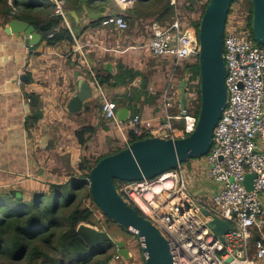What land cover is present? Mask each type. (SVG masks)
I'll use <instances>...</instances> for the list:
<instances>
[{"label": "built area", "instance_id": "2783aa9c", "mask_svg": "<svg viewBox=\"0 0 264 264\" xmlns=\"http://www.w3.org/2000/svg\"><path fill=\"white\" fill-rule=\"evenodd\" d=\"M50 1L55 5V14L70 29L64 1ZM116 2L122 9L132 5V0ZM8 3L13 7V0ZM101 20L103 28L114 27L120 32L130 28L122 14L106 15ZM198 30L194 26H183L178 18L170 27L155 23L152 37L145 45L153 56L171 60L174 72L186 71L188 101L185 106L179 104V81L173 74L163 90L160 116L149 119L136 114L131 120L128 117L121 122L117 120V104L105 98L95 82L103 98L102 115L116 124L125 139L128 140L130 135L160 137L164 131H167V139H177L192 131L195 124L191 112L195 101L192 94L194 96V89L199 84V78L193 80L192 68L199 66L201 52ZM58 31L56 28L54 33ZM223 46L229 98L214 130L210 153L197 158L199 161L192 167L183 164L151 180L119 182L116 186L124 202L166 236L175 264H255L264 261V150H260L258 141L264 138V47L251 38L242 5L230 8ZM76 50L83 54L78 41ZM89 74L95 75L90 70ZM23 84L19 80L18 85ZM162 118L164 122L162 120L156 128ZM190 119L193 120L191 129ZM182 121L184 131L174 128L173 122ZM150 129H154L151 135ZM247 175L254 176L251 191L245 185ZM203 182L213 183L215 192L194 194ZM203 210L232 227L224 236L225 241L211 231L208 226L211 218L204 217ZM255 233L258 234L256 239Z\"/></svg>", "mask_w": 264, "mask_h": 264}, {"label": "crops", "instance_id": "0c3cea01", "mask_svg": "<svg viewBox=\"0 0 264 264\" xmlns=\"http://www.w3.org/2000/svg\"><path fill=\"white\" fill-rule=\"evenodd\" d=\"M114 1L113 4L119 14H126L133 7L122 9L116 0ZM204 2L205 0H191L190 6L194 7V11L186 12V16L192 20L197 19L198 13L205 5ZM170 4L178 10L173 23L178 18L185 26L181 15H184L183 8L186 0H171ZM164 6L160 4L156 6L157 13L148 20L149 24L153 22L151 24L168 26V21L165 19L161 21L156 17ZM105 10L103 16L113 12L109 7ZM92 15L94 14L90 15L89 12L84 11L80 15L76 13V16L70 17L69 27L75 39L74 45L64 41L50 46L47 41H43L42 36L40 43L32 46L25 34L7 35L5 33V28L10 21L0 26V175L12 176L8 180L0 178V191L3 189L5 191L22 190L25 193L40 192L49 190L52 184H67L72 178H77L78 172L75 169L74 160L70 157L74 147L63 138L69 137V127H79L75 119L68 116L70 114L66 106L80 92L84 83L92 88L94 96L85 102L82 112H85L86 108L89 110L96 103L102 107L103 98L101 96V102H99L100 94H96L97 83L104 97L117 104V112L124 108L129 110V120L136 114L149 119L158 114L163 90L173 74L179 81L181 99V86L187 79L186 71L174 72L171 60L155 57L147 51L145 45L152 37L151 24L149 26L146 24L143 27L144 33L140 35L136 28L120 32L114 27L88 29L81 34L82 30L90 24L89 20H93ZM78 33L80 37H76ZM143 36H147L146 39ZM134 39L142 40L143 45L132 46L131 41L136 42ZM76 41L81 45L84 57L76 50ZM121 68L138 71L140 76L128 85H116V82H119L116 77ZM89 70L92 74L96 72L104 76H112L111 86L102 87L96 74L92 77ZM19 80L24 82L22 86L18 85ZM185 91L187 94L186 86ZM144 93L146 95H143ZM122 98L129 100L127 107L119 105L118 102ZM27 99L31 102L28 103ZM179 104L183 106L180 100ZM37 113H43L41 120L33 117ZM71 116L74 117V115ZM102 118H104L103 115ZM76 128H74L75 131ZM118 132L123 138L121 145L123 150L130 140L125 139L122 133ZM46 135L49 136L46 141L47 147L33 149V141L40 138L42 141ZM258 141L260 150H264V138H259ZM118 144L113 148L114 151L118 150V146L120 147ZM32 154L39 161V168L42 170L39 173L30 171ZM55 161L56 165L51 166ZM198 161L199 159L192 160L187 163V166L192 167ZM22 168H25L27 173H19ZM65 169L71 172V177L62 173ZM75 171L76 174H74ZM59 174L67 176L62 177L64 181H61ZM215 190L216 186L213 183L203 182L196 187L194 194L211 195ZM254 236L255 239L258 238L257 233ZM255 264H264V261H256Z\"/></svg>", "mask_w": 264, "mask_h": 264}, {"label": "trees", "instance_id": "16d2710c", "mask_svg": "<svg viewBox=\"0 0 264 264\" xmlns=\"http://www.w3.org/2000/svg\"><path fill=\"white\" fill-rule=\"evenodd\" d=\"M63 1L65 10L75 11L78 15L84 11L89 12L90 15L97 14L101 8L108 7L113 11L110 13L111 16L121 15L117 13V8L113 4L114 0ZM205 1L206 4L198 18L192 20L186 16V12H193L194 7L190 6L191 0H186V5L183 8L185 9L184 15H181L185 26L199 28L202 14L210 0ZM8 2L9 0H0V16L4 18L6 24L11 18L27 22L36 29L49 24L50 30L43 32V41H47L50 46L64 41L74 45L70 29L64 24L62 18L55 14V5L50 0H13L14 5L18 8V13L15 15H12V7ZM170 3L171 0H136L133 7L122 15L129 25L137 23L141 26L144 21L154 17L157 13L155 9L157 5H165L159 10V16L156 17L168 21L167 27H170L178 11ZM243 8L251 30V38L259 45L252 31L253 5L251 1L248 0V5H244ZM89 21L90 24L82 30L81 34L88 29L102 27L101 19ZM56 28H59V31L54 33ZM52 33L54 36L49 38ZM76 37H80V33L76 34ZM192 72L193 80L198 79L200 76L199 66L192 68ZM95 74L102 87L111 86L112 76H104L96 72ZM139 76L138 71L121 68L116 77L119 80L116 85H128ZM194 92H196L197 99L191 106V112L193 116L197 117L201 108L199 84L195 87ZM128 102L127 98H122L118 103L122 107H127ZM96 134L97 128L94 126H82L75 132V137L83 152L78 163V176L72 178L69 183L52 185L48 195L44 192L25 193L22 190L0 191V264H117L118 261L115 259L117 246L114 243H107L98 249H92L77 233V228L82 223L100 226V223L96 222L94 210L86 205L87 201H90L100 211L92 199L89 186L91 170L105 158L103 156L96 157L91 149ZM145 138L147 137L143 135H130L129 140L130 143H134ZM119 151L121 150H117L115 153ZM34 159L35 155L32 154L30 171L39 173L42 171L39 168V161L36 158L35 164H33ZM19 173L25 174L27 170L22 168ZM0 178L8 180L12 176L10 174L0 175ZM119 182L115 181L117 187ZM15 193L16 196H14ZM101 214L107 224H116L102 212ZM122 231L127 233L123 229ZM113 247H115L114 251H112ZM50 251L52 255L49 253Z\"/></svg>", "mask_w": 264, "mask_h": 264}, {"label": "water", "instance_id": "95a60500", "mask_svg": "<svg viewBox=\"0 0 264 264\" xmlns=\"http://www.w3.org/2000/svg\"><path fill=\"white\" fill-rule=\"evenodd\" d=\"M194 1V0H193ZM236 0H210L199 23V86L201 108L194 117L192 131L182 138L167 139V131L160 137H147L131 143L123 150L100 160L91 170L89 186L94 203L100 211L115 222L120 228L136 236L139 240L146 264H175L168 239L161 230L129 206L118 194L115 181L135 182L151 180L180 165L207 156L212 148L214 130L222 118L228 103L226 86L227 67L224 60V34L231 6ZM253 5L252 31L257 43L264 47V0H249ZM105 8L92 15L93 20L102 19ZM68 17L76 16L75 11L66 10ZM50 30L46 24L36 29L27 22L10 20L5 28L7 35L25 34L32 46L40 43L44 31ZM186 81L181 86L180 103L186 105L188 96L185 91ZM92 88L83 84V88L66 106L70 115H78L84 110V104L94 96ZM129 110L117 112L119 121L128 119ZM41 120L43 113L33 116ZM49 136L42 138L41 148H46ZM254 176L247 175V190L253 189ZM16 196V193L14 194ZM203 216L211 218L208 226L222 241L232 230L228 222L203 210ZM78 235L92 249H98L107 243L117 246L118 255L129 261L131 254L124 241L115 240L108 232L98 230L87 223L77 228Z\"/></svg>", "mask_w": 264, "mask_h": 264}, {"label": "rangeland", "instance_id": "374dc122", "mask_svg": "<svg viewBox=\"0 0 264 264\" xmlns=\"http://www.w3.org/2000/svg\"><path fill=\"white\" fill-rule=\"evenodd\" d=\"M136 0H132V5L133 6L134 2ZM205 3V2H204ZM234 5H248V0H236ZM204 6V5H203ZM202 11V10H201ZM200 11V12H201ZM16 13H18V8H16V6L14 5L13 2V7H12V15H15ZM199 14V13H198ZM13 19V18H12ZM148 20L143 22V25H139V24H132L129 25L130 29H134L136 28L138 34L140 35V33H144V29L143 27L146 26V24H148V26L152 23ZM6 24V21L4 20V18L2 16H0V26H4ZM153 25V24H151ZM141 37V36H139ZM144 39H146L147 36H143ZM136 42H132L131 41V45L132 46H136V47H141L142 44V40L138 41L137 39H134ZM138 41V43H137ZM139 52H142V50L138 49ZM193 87V86H192ZM197 87V86H196ZM193 92V91H192ZM96 94L99 95L98 91H96ZM192 98H195V101L197 99V95L196 92L194 93V96L192 94ZM98 99H101V96L99 95ZM28 100V99H27ZM194 101V102H195ZM101 102V100L99 101ZM134 112V110H133ZM132 112V113H133ZM160 112L158 114H155V116L153 115V119L157 118L158 116H160ZM69 117H71L72 119H75V122L79 125L78 128H76V126H72L69 127V137L65 136L66 139L63 138V140L70 142L72 144V146L74 147V151L72 152V154H70V157L72 160H74V165H75V169L78 171V163L80 161V159L82 158V149L75 137V132L80 129L82 126H94L97 128V134H96V139L95 142L93 144V147L91 148L92 151L95 153V156L100 158V157H106L107 155H112L115 154L113 148L118 144L120 145V147L118 146V150H122L121 145L123 144L122 136L120 135V133L118 132V128L116 126V124L114 122H109L107 119L102 118L101 115V106L96 103L93 107H91L89 110H86L85 112H83L82 115H78V117H72L70 115H68ZM195 117V116H194ZM164 118H162L159 122H157V126L156 128H158V126L160 125V123H163ZM163 120V122H162ZM81 125V126H80ZM156 125V123H155ZM173 126L174 128L184 131L185 125H184V121L182 122H173ZM74 128H76V131L74 130ZM154 129H150L149 130V135L153 134ZM39 136V135H37ZM157 136V134H156ZM40 138V137H38ZM41 147V138L40 139H35L33 141V149H40ZM80 147V148H79ZM114 151V152H113ZM73 156V158H72ZM192 161V160H191ZM187 164V163H186ZM56 165V161L55 163H52L51 166H55ZM59 170L61 171V168H59ZM62 173L68 174L71 177V172H69V170L67 171L66 169L64 170V172L62 171ZM65 174H59V178L61 179V181H64V179H62V177H67ZM74 174H76V171L74 172ZM72 173V176L74 175ZM53 185V184H52ZM51 185V186H52ZM56 185H62V184H56ZM50 186V188H51ZM50 188L49 190H42L40 192H44L47 195L50 193ZM2 191H5L3 189H1ZM17 195V194H16ZM88 207H91L94 210V214H95V219L96 222L100 223V226H93L95 228H97L98 230H104L106 232H108L115 240L117 241H124L126 243L127 248L129 249V251H131V259L129 261L124 260L121 256L117 254L115 255V259L118 261L117 264H145V260L143 258L142 255V251H141V246L139 243V240L136 236L130 234V233H125L122 231V228H120V226H118L117 224H107L105 219L103 218L101 212L90 202L87 201L86 204ZM102 224V227H101ZM92 226V225H91ZM115 250V247L112 248V251ZM111 251V252H112ZM52 255V252H49ZM55 253V252H53ZM117 256L119 257L117 259Z\"/></svg>", "mask_w": 264, "mask_h": 264}, {"label": "bare ground", "instance_id": "6f19581e", "mask_svg": "<svg viewBox=\"0 0 264 264\" xmlns=\"http://www.w3.org/2000/svg\"><path fill=\"white\" fill-rule=\"evenodd\" d=\"M189 124H190V129L192 128V124H193V120H189Z\"/></svg>", "mask_w": 264, "mask_h": 264}, {"label": "clouds", "instance_id": "9594fccd", "mask_svg": "<svg viewBox=\"0 0 264 264\" xmlns=\"http://www.w3.org/2000/svg\"><path fill=\"white\" fill-rule=\"evenodd\" d=\"M69 19H70V17H69Z\"/></svg>", "mask_w": 264, "mask_h": 264}]
</instances>
